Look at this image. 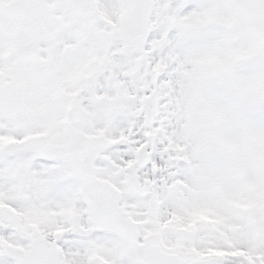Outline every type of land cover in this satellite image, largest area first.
Here are the masks:
<instances>
[{
  "label": "snow or ice",
  "instance_id": "1",
  "mask_svg": "<svg viewBox=\"0 0 264 264\" xmlns=\"http://www.w3.org/2000/svg\"><path fill=\"white\" fill-rule=\"evenodd\" d=\"M0 264H264V0H0Z\"/></svg>",
  "mask_w": 264,
  "mask_h": 264
}]
</instances>
